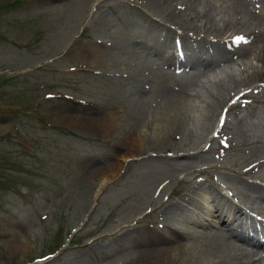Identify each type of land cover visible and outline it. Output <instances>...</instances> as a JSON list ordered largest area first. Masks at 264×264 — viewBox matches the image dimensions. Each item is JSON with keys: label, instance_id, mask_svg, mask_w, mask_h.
<instances>
[{"label": "rangeland", "instance_id": "1", "mask_svg": "<svg viewBox=\"0 0 264 264\" xmlns=\"http://www.w3.org/2000/svg\"><path fill=\"white\" fill-rule=\"evenodd\" d=\"M168 103L171 133L99 188ZM105 116L113 126L80 121ZM251 184L264 189L263 0H0V264H145L182 194L191 219L220 204L263 222Z\"/></svg>", "mask_w": 264, "mask_h": 264}, {"label": "bare ground", "instance_id": "2", "mask_svg": "<svg viewBox=\"0 0 264 264\" xmlns=\"http://www.w3.org/2000/svg\"><path fill=\"white\" fill-rule=\"evenodd\" d=\"M255 5L256 4L254 3V6ZM257 5H259V4H257ZM145 12H146V10H145ZM259 13H261V12H259ZM261 16H262V14H261ZM192 38H194V37H192ZM195 38H197V37H195ZM95 45H96V43H95ZM193 45H194V43H193ZM148 51H149V49H148ZM120 53L123 54V52H120ZM160 54H161L160 56L163 59V61L168 62L167 63L168 65L166 64L167 66H169L171 68H174V69L177 66H179V64L175 60H173V58H172V56L174 54H170L168 56H165L163 53H160ZM204 55H206V54H204ZM179 56H181V55H179ZM144 60L147 61L146 58L139 57L138 60H136V62L138 61V62H141L142 63ZM149 61H151V60H149ZM138 62L137 63L134 62V64H137L138 65ZM180 62L182 63L181 66H185V67L187 65L194 67L193 65H195V62H193V61L192 62H183L182 60H179V63ZM207 63L205 64V66H207ZM196 68H194V69H196ZM180 69H182V68H180ZM142 70H143V68H142ZM169 70H170V68H169ZM167 72H168V70H167ZM191 72L192 71H190V73ZM169 73H168V75H167V73L163 75L165 77V80L168 79L169 77H172V74H170L171 76H169ZM131 74H132V72H131ZM158 89H160V88H158ZM140 93H142V92H140ZM167 94L166 95H163L162 98H164L166 100V102L167 101L168 102L170 101V103H171V99L173 97H172V95L170 96V94L169 95H167ZM147 96L150 97L149 95H147ZM147 96H145V97H147ZM144 101H146V100L144 99ZM146 102H148V101H146ZM170 103H168V105L165 108L164 112L163 113L161 112L162 114L159 115L162 118V122H158V124H156L155 126H153V129H154V130H152L153 132H151V129L148 128L145 132H139L138 134L133 135L131 137V139H132V145H131L130 149L127 152H122L119 155V158L117 160L113 161L111 164L107 165L104 168H101L98 171L99 177H100V181H101L99 188L107 181V179H109L112 176L116 175L118 173L119 169L121 168V165H122L123 160L125 158H127L128 156H133V155L137 154V152L140 151L141 146L144 147V149H146L147 151L150 150V149H153V150L156 149L157 150V148L160 146L161 141L166 138V134H164L163 137H160L161 136V133H163L162 131L163 130H168V132L171 133V131L173 130V127H171L172 125L170 126L169 124L175 122L176 119H178V117H179V116H177L178 113H176V112H179V109L174 108V107H172L170 109V107L172 106V105H170ZM180 103H181V101H180ZM150 105L151 104H149V106ZM168 111H170V112H168ZM208 115L210 116V114H208ZM92 119H93L92 121L85 120V119H82L80 121H82V124H84L86 126H93V124L90 125L91 122H93L94 124L96 123L98 126H113V124L111 123V121H109L106 118V116L104 118L101 117V118H92ZM77 121H78V119H77ZM138 122H139V119H138ZM167 126H170V127H167ZM193 154H192V156H193ZM190 155H191V153H188V154H186L184 156H190ZM186 158H188V157H186ZM190 160H192V159H190ZM248 183H252V182L248 181ZM260 187L259 188H255L253 186V184H251L250 185V188H249L250 190L247 191V192H245L244 195L250 196V197H247V199H252L253 200V198H251V197H252V195H254L253 194V191H255L256 192V195H254V197L255 196L257 197L256 199H254L255 200V203H256V200L258 201V199H260V202L264 206V189H262ZM202 197H203V199H206L208 196H204V193H203ZM227 198L229 199V197H227ZM195 199H196V197H195ZM192 200H193V197L191 195L182 194V196H178V199H175V200H172L171 199L169 202L166 203V206L164 205L166 217L163 215V217H165L163 219V227L166 228V229H168V230H167V233H165L163 230H150V232H151L150 234H152L151 236H152V238H153V240L155 242H154L153 246H148V248H146L144 250L142 248V250H143L142 254L144 256V262H146L145 264H172L173 262L177 261L178 257L183 256V253L185 252L186 248H189V244H188L189 241L188 240H189L190 237L194 239V241L191 242V246L192 247L189 248L190 249L189 250V254L191 256H184L182 262H180L179 264H260V260H261V258H263V254L260 253L259 255H257L256 252H257V250L260 251V250L264 249V221L262 222V221H260V219H258L259 220V223H256L254 221L253 215L252 216L251 215L249 216L248 212L245 211V210H243L242 207L239 206V205L238 206H235V209H231L230 210V208H226L224 206H221L220 204H215L213 210L207 208L206 210H204V213H200L199 216H195V218L191 219V215H187L189 213L186 212V210L182 207V205H186V204H184L185 201H188V202H192L193 203ZM252 200H250V201H252ZM254 200H253V202H254ZM245 201H246V199H245ZM206 202L207 203H210L209 201H206ZM252 206H253V203H252ZM258 206L259 205H255V207H258ZM191 210H193V209H191ZM158 212L160 213L161 211H158ZM138 213H140V211H138ZM137 216H139V215H137ZM233 218L234 219L239 218V221L236 224L235 223H232V219ZM143 219H145V218H143ZM186 220L189 221V225L183 223ZM152 221H154V220H152ZM193 225H195L196 227H201V228H204V227H207V226H213V227H210V229L207 230V231L199 232V231H196V228ZM146 229H148V228H146ZM125 233H126V231H125ZM126 235H127V233H126ZM145 238H146L145 236H142V240L145 239ZM147 240L148 239H145L146 245H147ZM137 244H139V243H137ZM144 253H146V254H144ZM198 259H201V261H198Z\"/></svg>", "mask_w": 264, "mask_h": 264}, {"label": "snow or ice", "instance_id": "3", "mask_svg": "<svg viewBox=\"0 0 264 264\" xmlns=\"http://www.w3.org/2000/svg\"><path fill=\"white\" fill-rule=\"evenodd\" d=\"M231 43L233 45H239L241 43L247 44V43H249V41L244 36L241 35V36L234 37L233 40L231 41ZM239 100H240V97H236V99L233 100L232 103L235 104ZM224 111L227 112V109H225ZM219 122H220L221 126H223L226 123V118H225V116L223 114L220 116V121ZM221 143H223V141H221ZM170 155H171V153H170Z\"/></svg>", "mask_w": 264, "mask_h": 264}]
</instances>
